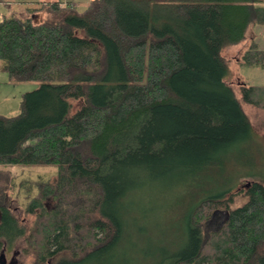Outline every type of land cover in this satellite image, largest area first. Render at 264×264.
Instances as JSON below:
<instances>
[{
    "label": "trees",
    "instance_id": "16d2710c",
    "mask_svg": "<svg viewBox=\"0 0 264 264\" xmlns=\"http://www.w3.org/2000/svg\"><path fill=\"white\" fill-rule=\"evenodd\" d=\"M37 10L39 23L0 16L1 69L39 83L18 114L0 115V264L19 239L28 264H122L116 247L147 216L135 196L224 175L251 143L221 52L264 25V0H92L83 10L57 0L27 13ZM239 64L264 67V48L251 41ZM238 90L264 109V85ZM14 166L56 168L20 183L29 229L7 203ZM249 178L191 194L178 242L140 264H264V180ZM215 212L221 225L203 230Z\"/></svg>",
    "mask_w": 264,
    "mask_h": 264
},
{
    "label": "rangeland",
    "instance_id": "374dc122",
    "mask_svg": "<svg viewBox=\"0 0 264 264\" xmlns=\"http://www.w3.org/2000/svg\"><path fill=\"white\" fill-rule=\"evenodd\" d=\"M57 0H0V16L10 15L15 12L23 11L21 16H30L34 23H39L45 19V12L37 10L29 15L28 9L38 8L42 3L54 2ZM62 2H74L78 10L84 7L92 0H60ZM9 4V5H6ZM255 41L261 48H264V25L252 23L249 25L246 38L234 45L222 49V55L228 64V72L224 80L231 84L236 90V96L240 100L241 107L247 115L252 126V140L249 145L244 147L239 154L234 155L233 164L226 170L224 175L216 174L215 177H203L193 187L181 189L166 193L164 191L146 190L134 197V211L138 214L146 213L147 216L136 222L128 231V239L122 241L115 250H118L122 264H140L143 256L152 253L161 248L171 249L178 242L181 235V222L179 214L181 206L190 198L191 194L195 196L196 192L203 189H214L220 191L230 185L236 188L242 187L251 180L250 177H260L264 180V109L257 108L241 100L239 85H264V67L247 66L239 64L243 52ZM39 86L38 82L25 81L12 83L8 81V76L1 69L0 61V115L14 116L21 109L23 95ZM75 107L79 102L73 101ZM15 182L13 189L7 191V203L12 212L19 218L21 223L29 229L34 221L33 215H28L24 211L27 198L26 192L20 187L23 181L37 183L46 179H54L56 168L53 166L40 167H22L14 166L10 168ZM242 176L241 178H239ZM239 178V180H238ZM238 180V182H237ZM235 188V189H236ZM36 192L33 189L32 194ZM245 197L239 195L236 197V205L241 204ZM224 218L222 212H215L203 225V230H214L218 228ZM23 246L22 239L15 242L11 249L2 252L3 264H28L31 261L29 255H24L21 251ZM153 259L147 258V264ZM145 260L143 261V263ZM146 263V262H145Z\"/></svg>",
    "mask_w": 264,
    "mask_h": 264
},
{
    "label": "crops",
    "instance_id": "0c3cea01",
    "mask_svg": "<svg viewBox=\"0 0 264 264\" xmlns=\"http://www.w3.org/2000/svg\"><path fill=\"white\" fill-rule=\"evenodd\" d=\"M8 5H9V4H8ZM13 12H15V10H13ZM16 13H17V12H16ZM18 13L22 15V14H23V11H21V12H18Z\"/></svg>",
    "mask_w": 264,
    "mask_h": 264
}]
</instances>
